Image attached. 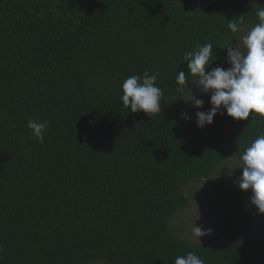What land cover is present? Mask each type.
<instances>
[{
  "label": "trees",
  "instance_id": "obj_1",
  "mask_svg": "<svg viewBox=\"0 0 264 264\" xmlns=\"http://www.w3.org/2000/svg\"><path fill=\"white\" fill-rule=\"evenodd\" d=\"M260 6L0 0V264H174L188 252L205 264H264V214L255 206L220 210L202 243L181 234L184 222L173 225L189 204L185 187L227 160L242 167L241 154L264 133L258 114L237 121L225 112L198 128L195 113L210 109V93L199 96L189 82L203 108L180 100L188 96L175 82L177 72L187 75L183 56L211 42L220 67H230L220 47L239 40L228 23L242 17L251 28ZM145 71L159 73L164 93L151 117L120 99L123 81ZM29 119L49 122L44 143L30 135ZM225 171L217 170L218 188Z\"/></svg>",
  "mask_w": 264,
  "mask_h": 264
},
{
  "label": "clouds",
  "instance_id": "obj_2",
  "mask_svg": "<svg viewBox=\"0 0 264 264\" xmlns=\"http://www.w3.org/2000/svg\"><path fill=\"white\" fill-rule=\"evenodd\" d=\"M258 22L239 37L243 45L242 50L237 43L233 45V39L226 43L228 68L220 66L212 68L217 56L211 42L203 45L197 44L194 51H189L183 56L187 62V75L184 71L177 72V93L183 95L187 92L185 103H191L196 109L203 108V99L187 85H192L202 94L210 93V109L196 111V125L203 129L211 125L214 117L224 115L237 121L248 120L254 114L264 116V6L256 10ZM243 18L238 21L230 20L228 29L233 34L243 32ZM213 54L215 59L213 60ZM211 69V70H208ZM189 74L195 78L189 80ZM159 73L149 74L145 71L142 76L131 75L122 85L120 97L125 108L132 113L144 112L148 116L159 114L162 111L161 100L163 90L157 86ZM181 117L189 121L191 117L187 113H181ZM49 127L47 120L37 121L29 119L27 128L30 135L38 142L44 143V133ZM243 162L242 175L237 178L238 187L242 191L251 190L250 203L256 207L258 213L264 214V133L259 134L248 145L240 156ZM199 219V218H198ZM197 220V219H196ZM195 220V221H196ZM194 221L191 234L201 243V237L210 235L211 228H204ZM174 264H205V261L193 252L176 257Z\"/></svg>",
  "mask_w": 264,
  "mask_h": 264
},
{
  "label": "rangeland",
  "instance_id": "obj_3",
  "mask_svg": "<svg viewBox=\"0 0 264 264\" xmlns=\"http://www.w3.org/2000/svg\"><path fill=\"white\" fill-rule=\"evenodd\" d=\"M243 29V32L236 34L238 40L240 36H242L248 29H250V27ZM235 43H237V46L244 50L240 40L238 42L235 41ZM216 66L222 65L220 64V62H217L214 67ZM199 93L200 92L198 91V94ZM208 98H210V96ZM235 162L236 164H234L233 161L231 162L229 160H227L226 162H222L217 166L218 169H216L215 172L210 175V178L204 179L203 181L195 185L190 184L189 186H186L187 188L185 187L187 193L191 195L189 204L184 208L178 209L174 213L173 218L175 214L176 216L173 220V225L175 228H178L179 224L181 222H184L185 226L187 227L185 230L183 228L184 231L181 234H184L186 237L193 240L192 242L200 243L199 238L191 234V229L196 219L197 220L195 221V223L197 225H207L210 228L213 226L211 223L216 226L217 223L215 222V215L220 210H222V214H227L230 212L248 210L250 208H253L254 205L248 203L246 199V194L249 197L251 196V190H240V188L238 187V183L236 182L237 178L242 175V172L238 170V167H240V165H238V162ZM224 169H226L225 175H227V177L223 178L227 179L220 180L221 183L219 185V188H221V190L217 191V189H219L217 186L218 177H220L219 179H221V175L223 174V172L217 173V170L221 171ZM228 177H233L232 181H230ZM238 190L242 191L243 195H239ZM217 209L219 210L217 211ZM210 235L201 237V243L207 241L210 238Z\"/></svg>",
  "mask_w": 264,
  "mask_h": 264
}]
</instances>
